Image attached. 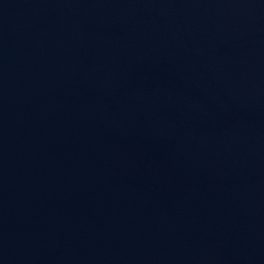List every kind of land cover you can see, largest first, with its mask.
I'll use <instances>...</instances> for the list:
<instances>
[{
    "label": "water",
    "instance_id": "obj_1",
    "mask_svg": "<svg viewBox=\"0 0 264 264\" xmlns=\"http://www.w3.org/2000/svg\"><path fill=\"white\" fill-rule=\"evenodd\" d=\"M0 264H264V0H0Z\"/></svg>",
    "mask_w": 264,
    "mask_h": 264
}]
</instances>
